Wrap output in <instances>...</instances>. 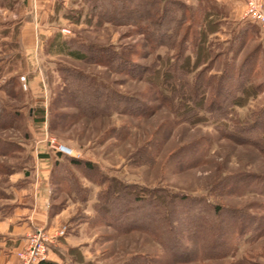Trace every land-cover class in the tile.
<instances>
[{
  "label": "rangeland",
  "instance_id": "obj_1",
  "mask_svg": "<svg viewBox=\"0 0 264 264\" xmlns=\"http://www.w3.org/2000/svg\"><path fill=\"white\" fill-rule=\"evenodd\" d=\"M178 1L192 9L199 2ZM251 1L264 15V0L203 2L210 15L206 20L210 34L203 47L205 61H210L209 75L218 76L224 65L236 67L255 55L256 69L252 81L246 84L249 95L244 97L241 106L229 111L225 119L215 120L210 115V120L190 124L183 122L184 116L172 113L169 105L158 98L147 82L114 73L98 64L78 62L56 54L57 41L75 39L84 44L114 48L136 65L149 67L159 61V71L163 72L165 63L162 59L167 50L160 48L150 52L143 37L137 35L133 27L98 25L95 19H88L89 6L83 0H55L51 7L63 11L59 16L53 13L57 16L56 21L48 28H42L43 38L37 46L33 29L27 25L32 15L27 0H0V101L20 115L11 125L0 127V224H4L0 229L8 227L7 221H3L8 218H14L10 229L13 223H28L27 217L39 200L40 185L35 183L33 148L37 146L38 136L44 133L36 116L40 106L48 105L46 133L50 151L59 153L54 148L59 146L71 151V155L60 153L63 166L56 170L50 183L48 224L41 227L26 224L25 246L14 253L19 264L24 261L18 254H25L30 238L37 230L48 241L47 259L51 261L49 258L53 254L58 256L59 262L52 261L55 264H126L139 254L154 258L152 264H157L158 256L161 264H264V154L229 136V133H237L242 127L256 122L257 116L264 111V31L247 19ZM247 28L250 37L237 39ZM57 36L65 38L58 40ZM37 49V59L32 60ZM35 62L41 68L43 82L37 78L29 87L26 71L28 65ZM67 68L134 100L119 105L108 115L80 116L62 74ZM10 78L16 80L14 88L5 85ZM11 88L12 92L8 94L7 89ZM31 108H37L34 114L29 113ZM125 109L136 110V113L127 114ZM261 119L257 122H264ZM260 128L262 133L258 135L264 137V127ZM65 158L89 162L92 168L73 169ZM65 168L74 175L77 190L71 189V184L66 187L65 183H58V174ZM109 179L113 185L116 181L128 185L130 191L135 190L140 196L143 192L139 189L165 190L173 196L177 216L173 221L174 238L182 243V256L176 257L175 251L170 250L169 257L174 258L170 261L161 246L145 234L118 232L106 222L105 213L98 215L96 210L102 205L98 202L99 196ZM180 198L187 199L188 203H181ZM198 199L210 205V219L199 233L185 217L188 213L191 216L189 203ZM127 206L140 209L132 203ZM125 208L123 203L114 205L110 217L122 215ZM213 208L220 209L219 216L213 215ZM144 211L146 213L147 209ZM231 211L258 218L261 236L235 239L236 228L227 235L229 227L237 221ZM13 212L25 215L11 217ZM122 216L124 219H115L114 223L128 224L127 215L123 213ZM244 224L249 229L254 228L248 221ZM218 232L223 234L222 238L217 248H209V253L224 248L222 242L231 244L225 258L194 261L185 256L198 244L209 245ZM167 247L171 248L170 242Z\"/></svg>",
  "mask_w": 264,
  "mask_h": 264
},
{
  "label": "trees",
  "instance_id": "obj_2",
  "mask_svg": "<svg viewBox=\"0 0 264 264\" xmlns=\"http://www.w3.org/2000/svg\"><path fill=\"white\" fill-rule=\"evenodd\" d=\"M83 1L89 6V20L95 19L98 25L110 24L112 26L133 27L135 33L143 37L150 52L165 48L167 54L162 59L165 68L163 72L159 71V61L153 62L149 67L136 65L124 56L125 54L117 52L114 48L84 44L77 42L75 39L57 41V55H63L78 62L98 64L114 73L124 74L126 77L147 82L158 98L169 105L172 113L178 115V117L179 114L184 116L183 122L190 124H199L204 120H210V115L215 120L225 119L229 111L234 107L241 106L244 97L249 95V88L246 87V84L250 83L254 77L257 55L251 58L248 57L236 67L233 64L224 65L218 76L209 75L210 61L206 63V56L203 55L204 42L207 35L210 34V26L206 23V20L210 17L209 8L203 3L208 0H199L198 5L193 9L178 0ZM240 35L237 39L249 38L251 34L247 28ZM239 42L241 43L242 40ZM247 63L251 65L249 64L248 70L244 72ZM62 74L68 93L80 116L82 114L84 117L92 118L97 115H108L116 110L119 105L132 103L134 100L132 97L118 95L108 86L69 68L64 69ZM5 85L14 88L16 80L10 78ZM12 88L7 89L8 94L12 92ZM125 110L127 114L136 113V110L133 109ZM200 112L203 115H199ZM19 117L20 115L15 110L7 109L0 101V127L5 128L11 125ZM257 118V120L261 118L264 120V111ZM257 120L244 128L242 127L237 133H229V136L254 146L264 154V137L258 135L262 129L260 126L264 127V122L260 121L258 123ZM57 156H59V160H55L53 163L50 181L56 170L63 166L62 155L57 153ZM65 159L73 169L79 170L82 167L89 170L92 168L89 162L73 158ZM70 172L71 170L66 168L63 172L61 171L58 174V183H65V186L71 184L70 188L77 190L76 179ZM111 180H108L106 189L99 196L98 202H101L102 205L100 204V207L96 210L98 215L104 216L105 213L107 216L106 222L118 232L137 231L145 234L161 246L163 254L168 258H170V250L175 251L176 257L182 256L180 254L183 250H180L182 243L174 238L175 227L173 221L177 216L174 212L175 199L173 196L165 190L152 192L139 189L140 192H143V195L140 196L137 195L135 190L130 191L128 185H123L117 181L113 185V183H110ZM178 201L188 203L185 198H180ZM118 203H123L126 206L122 215L123 213L127 215L128 224L120 226L114 223L117 219H124L122 215H114L112 216L114 219L111 220L112 209ZM131 203L140 206V209L129 208L127 205ZM189 204L192 212L190 217L189 213L188 217L185 215L186 220H191V224H194L199 233V230L210 219V205L208 206L201 199L192 201ZM143 207L147 209L146 213L143 212ZM192 207L194 208L192 209ZM212 212L217 217L221 211L219 208H213ZM231 213L234 214L237 221L231 225L232 228L229 227L227 235H230L229 232L234 231L236 228L238 234H233L235 239L244 236H249V238L261 236V221L258 218H252L243 212L231 211ZM245 221H248L254 228H247L244 224ZM219 233L214 236L209 245L208 243L202 246L198 244L199 246L190 248L191 252L185 256L191 257V260L194 261H214L216 258H225L230 253L231 244L222 242L224 248L214 254L210 255L209 253V248L218 247L217 244L223 235ZM167 242H170L171 248L167 247ZM153 259L139 254L131 257L126 264H152ZM156 259L155 262L161 264V258L158 256ZM169 260H174V258L172 257ZM37 264L55 263L46 260Z\"/></svg>",
  "mask_w": 264,
  "mask_h": 264
},
{
  "label": "crops",
  "instance_id": "obj_3",
  "mask_svg": "<svg viewBox=\"0 0 264 264\" xmlns=\"http://www.w3.org/2000/svg\"><path fill=\"white\" fill-rule=\"evenodd\" d=\"M55 0H27V7L31 10V17L27 22L28 27L32 28L34 42H40L42 37V28H48V26L52 25L56 20L55 18L61 14L63 11L62 8L55 10V8L51 7L52 2ZM53 13H56L57 16H53ZM54 17V18H53ZM65 38L61 36H57V39ZM46 41V40H45ZM38 49L36 53L33 52L32 60L37 59ZM26 80L29 87L36 81V79H42V72L39 65L35 63H31L28 65V69L26 71ZM38 108V107H37ZM37 108H31L30 114L35 113ZM40 112H36V116L39 118L38 124L43 126L44 133L38 136L37 146L33 148V155L35 159V183H39V200L35 205V208L28 215L27 220L28 223H17L19 225H12L10 229L11 222L14 221L8 218L3 221H7V228L0 229V264H19L17 258L14 256V253L20 250L23 246H25V240L23 239L24 231L26 230V224H30L32 227H41L45 224H48L49 218V201L51 195V181L50 175L53 167V163L55 160H59V156H57L56 152L50 151V147L48 145L47 138V125H48V105L47 103L42 107L38 108ZM39 169L42 172L39 173ZM21 212V211H20ZM13 212L12 216L17 215V217L24 216L22 213ZM4 226V224H0ZM60 252V251H59ZM51 261L59 262L58 256L52 255L49 258Z\"/></svg>",
  "mask_w": 264,
  "mask_h": 264
},
{
  "label": "built area",
  "instance_id": "obj_4",
  "mask_svg": "<svg viewBox=\"0 0 264 264\" xmlns=\"http://www.w3.org/2000/svg\"><path fill=\"white\" fill-rule=\"evenodd\" d=\"M250 8L246 14L247 19L252 22L256 23L260 26V28L264 31V15L260 13L256 8H254L253 1H251ZM23 82H25V78H22ZM57 152L63 155H71V151L64 146H59L58 148L54 147ZM20 259L24 261L23 264H37L39 262H43L48 260V241L42 235L40 230L33 232L29 245L26 249L25 254L19 253L18 254Z\"/></svg>",
  "mask_w": 264,
  "mask_h": 264
}]
</instances>
